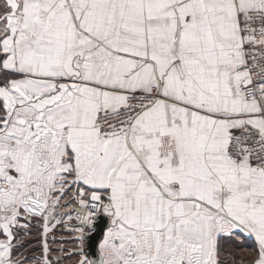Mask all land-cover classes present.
Instances as JSON below:
<instances>
[{"label":"snow or ice","instance_id":"1","mask_svg":"<svg viewBox=\"0 0 264 264\" xmlns=\"http://www.w3.org/2000/svg\"><path fill=\"white\" fill-rule=\"evenodd\" d=\"M0 264H264V0H0Z\"/></svg>","mask_w":264,"mask_h":264}]
</instances>
